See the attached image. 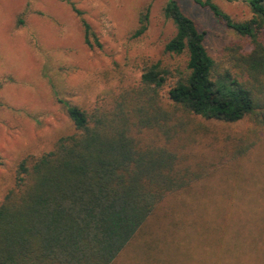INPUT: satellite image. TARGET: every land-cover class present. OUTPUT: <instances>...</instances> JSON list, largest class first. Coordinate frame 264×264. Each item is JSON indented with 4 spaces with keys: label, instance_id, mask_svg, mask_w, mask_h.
I'll return each instance as SVG.
<instances>
[{
    "label": "trees",
    "instance_id": "1",
    "mask_svg": "<svg viewBox=\"0 0 264 264\" xmlns=\"http://www.w3.org/2000/svg\"><path fill=\"white\" fill-rule=\"evenodd\" d=\"M66 1L85 44L102 48L86 12ZM246 1L253 15L236 21L215 0H194L240 36L221 60L209 53L206 32L179 0H167L163 15L176 32L165 52L187 54L185 68L146 59L137 84L91 107L60 97L63 90L54 87L73 130L18 161L0 199V264H112L170 194L211 176L206 158L192 151L206 130L197 117L249 119L256 129L264 127V0ZM18 19L24 28L22 12ZM150 22L146 5L132 38L146 33ZM15 77L1 75L0 92H9ZM11 101L8 93L0 95V116ZM226 139L222 151L232 160L257 143L249 135Z\"/></svg>",
    "mask_w": 264,
    "mask_h": 264
},
{
    "label": "rangeland",
    "instance_id": "2",
    "mask_svg": "<svg viewBox=\"0 0 264 264\" xmlns=\"http://www.w3.org/2000/svg\"><path fill=\"white\" fill-rule=\"evenodd\" d=\"M99 34L102 48L84 41L77 14L66 0H0V76L13 74L10 107L0 116V199L12 184L18 161L49 149L72 123L60 97L91 107L109 103L123 85L140 80L144 60L186 67L187 54L165 45L176 28L166 20L167 0H74ZM236 21L253 15L246 0H215ZM206 32L209 53L221 60L240 36L194 0H179ZM151 6L146 33L132 38L139 11ZM39 10V11H38ZM26 25L19 28L18 14ZM206 130L192 151L205 157L210 177L170 194L112 264H264V127L197 117ZM257 141L243 158L225 157L229 135ZM190 149V148H189ZM191 151V150H190ZM221 234V235H219Z\"/></svg>",
    "mask_w": 264,
    "mask_h": 264
}]
</instances>
